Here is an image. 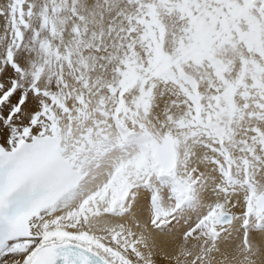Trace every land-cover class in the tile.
<instances>
[{"label":"snow or ice","instance_id":"6c2138e0","mask_svg":"<svg viewBox=\"0 0 264 264\" xmlns=\"http://www.w3.org/2000/svg\"><path fill=\"white\" fill-rule=\"evenodd\" d=\"M0 264H264V0L0 2Z\"/></svg>","mask_w":264,"mask_h":264},{"label":"bare ground","instance_id":"6f19581e","mask_svg":"<svg viewBox=\"0 0 264 264\" xmlns=\"http://www.w3.org/2000/svg\"><path fill=\"white\" fill-rule=\"evenodd\" d=\"M0 2H3V0H0Z\"/></svg>","mask_w":264,"mask_h":264}]
</instances>
